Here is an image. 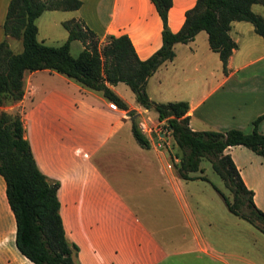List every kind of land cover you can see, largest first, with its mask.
I'll list each match as a JSON object with an SVG mask.
<instances>
[{
    "label": "crops",
    "instance_id": "0c3cea01",
    "mask_svg": "<svg viewBox=\"0 0 264 264\" xmlns=\"http://www.w3.org/2000/svg\"><path fill=\"white\" fill-rule=\"evenodd\" d=\"M7 2L0 0V40L10 43L2 31ZM193 2L172 0L167 11L171 30L180 26ZM71 11L69 17L82 19L99 43L107 34L124 32L139 58L160 45L161 21L149 0H81ZM228 33L236 46L226 72L209 46V51L197 53L198 38L207 41L205 31L199 30L187 42H174L172 59L159 64L146 80L145 89L160 70L171 66L178 71L173 86L178 94L169 99L187 101L191 129L248 131L264 109V39L247 20H232ZM40 72L55 80L37 83L32 76ZM118 82L110 87L126 109L61 73L25 70L22 97L7 107L19 109L39 169L59 182L64 234L78 246L75 264H264V233L227 209L201 164L199 173L207 179L181 178L172 165L171 149L151 137L148 147L136 142L125 112L132 109L135 117L146 108L127 101ZM257 130L264 132V119ZM223 151L264 212V158L242 144ZM4 187L0 175V264H17L19 256L32 263L14 245V218Z\"/></svg>",
    "mask_w": 264,
    "mask_h": 264
},
{
    "label": "trees",
    "instance_id": "16d2710c",
    "mask_svg": "<svg viewBox=\"0 0 264 264\" xmlns=\"http://www.w3.org/2000/svg\"><path fill=\"white\" fill-rule=\"evenodd\" d=\"M161 21L160 45L145 58H139L126 33L107 34L102 43L82 19L69 17L60 21L66 30L58 45L37 40L35 18L43 10H71L81 0H8L2 31L19 38L21 49L14 52L5 38L0 40V175L4 192L14 218V245L33 264H75L78 246L64 234L57 179L47 177L37 166L18 109L2 106L19 100L23 94V72L46 68L75 80L80 85L98 91L116 107L126 109V102L110 84L124 82L143 108H152L158 120H163L177 147L170 154L177 175L184 179H207L199 172L201 159L210 162L231 193L212 186L222 196L227 209L247 220L264 233V212L252 200V190L243 183L230 155L228 145L242 144L264 158V133L257 124L264 119V109L251 120V130L236 127L224 130L191 129L186 114V100L156 101L145 90L147 78L165 60L174 55V42H187L199 30L206 33L209 48L217 53L223 72L227 59L236 46L228 30L232 20H247L264 39V18L251 10L252 3L264 5V0H194L184 10L182 23L176 30L167 24V11L172 0H149ZM82 47L76 55L69 50L71 40ZM133 111L130 112L133 113ZM131 134L142 147L149 146L148 137L130 122ZM174 157L177 160H174ZM198 172V173H196Z\"/></svg>",
    "mask_w": 264,
    "mask_h": 264
},
{
    "label": "rangeland",
    "instance_id": "374dc122",
    "mask_svg": "<svg viewBox=\"0 0 264 264\" xmlns=\"http://www.w3.org/2000/svg\"><path fill=\"white\" fill-rule=\"evenodd\" d=\"M251 5H252V8L254 9V10L252 9L251 10L257 14H260L264 18V5L260 3H253ZM72 13L73 12L71 10H60V9L43 10V12L35 18V24L37 25V28H38L37 33H36L37 40L42 41L43 43L49 44V45H58L59 43H61L65 38L66 30L60 24V21L68 18L69 15ZM201 33H204V31L201 30ZM9 39H10V43L8 44L10 48L14 52H18L21 49V42L19 38L9 36ZM71 41H72V44L69 47L70 53L72 55H76L77 52L79 51L78 49L79 44L77 40H71ZM197 41H198L197 53H200V51H207V50L209 51L206 40L202 39V41L199 42L200 40L198 38ZM179 51L183 52V51H186V49L185 48H183V50L179 49ZM213 55L216 57V54H213ZM179 62H180V56L178 55L176 65L179 66L180 64ZM251 68L252 67L247 68L246 71L251 70ZM32 77H33L32 78L33 80H35L37 83H40L42 85L48 84L55 80L51 75H48L44 72L36 73ZM179 77L180 76H179L178 71L171 68V66H168L167 70H163V71L160 70V72L155 73L153 76L149 78L147 87L145 90L148 94L151 95V98L156 101L163 102V101L170 100L169 98L171 96L178 94L176 93V90L175 88H173V86H174V81L177 80ZM158 80H160V82H158ZM117 89L127 101L135 102L133 93L131 92L129 87L124 82L119 81L117 84ZM8 105L9 104L4 105L2 106V108L7 110ZM13 110L14 109H11L10 111H13ZM125 116L127 117V115ZM134 118L136 121L139 119H143L146 121V123L152 126L155 124L154 126L155 130L152 129L150 132H146L145 133L146 136L149 138L151 137L153 140H156V141L160 140L162 142L161 145L167 147L168 149H171L173 152L170 154L174 155V152H176L177 150L176 145L175 147H173L172 145V141L174 142V140L172 136L168 139L167 135L170 134V132L168 133L167 131L168 128L165 122L164 121L158 122L157 117H156V112L152 108L141 110L139 115L135 116ZM158 131L163 133L162 136L164 138L159 139L157 137ZM176 160L177 158L175 159V161ZM200 164L203 167V170L206 176L211 181H213L215 184L222 186V181L218 177V175L211 169L210 162L207 159L203 158L201 159ZM222 188L224 192L227 194V196L230 198L231 197L230 191H228L224 186ZM16 260H17V264H32L28 262L26 259L21 258L20 256L17 257Z\"/></svg>",
    "mask_w": 264,
    "mask_h": 264
},
{
    "label": "built area",
    "instance_id": "2783aa9c",
    "mask_svg": "<svg viewBox=\"0 0 264 264\" xmlns=\"http://www.w3.org/2000/svg\"><path fill=\"white\" fill-rule=\"evenodd\" d=\"M113 106H115L112 102H110ZM158 120V119H157ZM163 122V120H158V122ZM136 124H137V127L140 129V131H142L144 134L146 133V132H150L152 129H154L155 130V128H154V126H155V124L152 126V125H149L148 123H146V121L145 120H143V119H139V120H137L136 121ZM168 128V127H167ZM157 130V129H156ZM168 131V133L170 132V130L168 129L167 130ZM146 135V134H145ZM163 133L162 132H157V137L159 138V139H162V138H164L163 136ZM169 135V134H168ZM171 135V134H170ZM160 143H161V141L160 140H158ZM158 142V143H159Z\"/></svg>",
    "mask_w": 264,
    "mask_h": 264
},
{
    "label": "water",
    "instance_id": "95a60500",
    "mask_svg": "<svg viewBox=\"0 0 264 264\" xmlns=\"http://www.w3.org/2000/svg\"><path fill=\"white\" fill-rule=\"evenodd\" d=\"M132 109L126 110L125 114L129 117V119H132L134 117V114H130Z\"/></svg>",
    "mask_w": 264,
    "mask_h": 264
}]
</instances>
